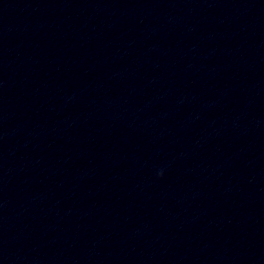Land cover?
Masks as SVG:
<instances>
[{
	"label": "water",
	"instance_id": "95a60500",
	"mask_svg": "<svg viewBox=\"0 0 264 264\" xmlns=\"http://www.w3.org/2000/svg\"><path fill=\"white\" fill-rule=\"evenodd\" d=\"M0 264H264V0H0Z\"/></svg>",
	"mask_w": 264,
	"mask_h": 264
}]
</instances>
